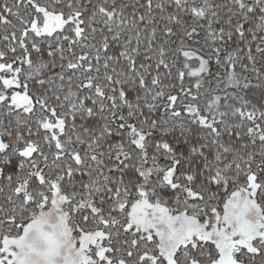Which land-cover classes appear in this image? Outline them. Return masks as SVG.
<instances>
[{"label":"snow or ice","instance_id":"snow-or-ice-1","mask_svg":"<svg viewBox=\"0 0 264 264\" xmlns=\"http://www.w3.org/2000/svg\"><path fill=\"white\" fill-rule=\"evenodd\" d=\"M0 264H264V0H0Z\"/></svg>","mask_w":264,"mask_h":264}]
</instances>
